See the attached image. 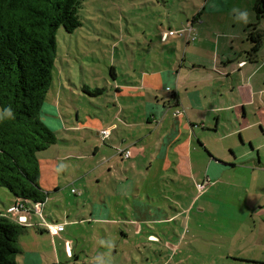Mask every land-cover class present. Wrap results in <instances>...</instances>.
<instances>
[{"label":"rangeland","instance_id":"rangeland-1","mask_svg":"<svg viewBox=\"0 0 264 264\" xmlns=\"http://www.w3.org/2000/svg\"><path fill=\"white\" fill-rule=\"evenodd\" d=\"M203 3L204 0H82L79 10L82 26L72 33L63 26L59 28L54 81L41 113L42 120L58 131L57 143L41 154L45 158H59L53 166L57 174L47 173L45 167L49 166L46 162L40 163L43 175L40 182L47 187L49 196L42 211H33L34 203L28 206L30 212L21 211L28 221L18 237L17 264H94L97 256L102 257L105 264L107 261L110 264L166 261L180 264V260L185 264H238L241 262H234L232 257H264V121L258 122L260 118L255 114L258 105L248 109L245 120L241 119V114L236 118L233 110L222 112L226 117L222 116L219 130H215V123L210 127L195 124L189 127L185 116H179L182 120L178 126L179 138L186 142L185 151L180 148L175 152L172 147L165 162L161 155L157 157V147L168 121L147 130L144 128L147 125L140 120L153 113L158 117L168 113L167 117L172 120L173 109L167 110L162 103V98L170 92L161 81L148 76L149 85H142L137 92L127 90L135 96L134 100L127 91L125 97L119 99L111 74L114 66L119 74L118 82L129 85L126 82H130V78L139 82L146 69L159 70L173 63L179 69V61L188 48L184 40L192 26V42L198 39L204 49L200 51V46L191 45L189 50L199 49L197 55L201 60L198 62L204 67L191 73L198 80L213 78L210 75L214 72L203 71L214 64V43H210L212 39L208 42L199 38L197 21L203 19L195 21L196 10ZM259 24L263 26L264 20ZM165 30H174L176 35L164 42L161 38ZM259 51L264 54V41ZM162 53L167 54L170 61L161 60ZM188 65L194 68L193 63ZM189 70L182 68L183 74ZM263 76L264 69L256 79ZM216 84L217 89H225L223 82ZM84 86L91 92H84ZM120 103L135 111L134 118L140 124L132 131L145 140L138 147L147 149L129 160L113 156L119 136L125 135L121 129L128 127L117 116ZM236 112L240 111L236 109ZM123 115L132 120L131 113L124 111ZM107 119L114 120L120 128L113 130L112 136L104 142L98 132L108 126ZM194 130L192 148L188 150V136ZM95 145L101 149V154L96 156L93 154ZM210 154L213 165L208 169ZM136 163L138 168L134 167ZM186 167L185 171L179 169ZM126 181L133 182L134 186L132 191L121 194ZM53 182L59 183L58 190L53 188ZM180 186L186 191L183 197L178 196ZM193 194H199L194 210L174 217L173 213L180 207L177 200L184 208ZM14 200L8 189L0 187L1 214L9 213L8 206L14 205ZM140 200L173 216L172 222L165 219L164 228L168 232L174 227L181 234L178 222L184 225L187 218L191 234L187 235L188 244L180 259L167 260L169 255L161 252V248L156 249L159 245L149 241L146 234L133 235L131 220L135 202ZM57 220H63L67 226L54 236L48 230V223ZM151 226L154 231H160V225ZM120 228L130 234V238L122 237L118 232ZM107 242H111L110 247L106 246ZM69 246L73 256L67 254ZM229 255L231 257H227Z\"/></svg>","mask_w":264,"mask_h":264},{"label":"crops","instance_id":"crops-1","mask_svg":"<svg viewBox=\"0 0 264 264\" xmlns=\"http://www.w3.org/2000/svg\"><path fill=\"white\" fill-rule=\"evenodd\" d=\"M257 1L258 0H204V3L201 4L196 10L195 21H197L196 19L200 17L203 19L201 23L197 21V25H199V32L197 31L199 38L208 42H210L212 39L210 43H214V53L216 56L213 61L214 64L212 65V67L205 68L206 70L203 71L205 73H208L209 71L214 72V75H210L213 76L214 79L208 76L204 80H198L195 75L191 73L192 70L204 67L203 64L198 62L199 60H201V58L198 57L197 52L199 51V49L200 51H203L204 49V47L200 45L198 39L194 42H189L186 39L184 40L183 38L188 48H186L183 54L184 58L182 59V61H179V69H177V64L175 63L163 65L159 67L160 69L158 68L159 70H157V68H151V70L146 69L142 71L139 82L136 79L130 78V82H126L129 84L127 85L124 84L123 81L118 82L117 78L119 77V74L117 73L115 68L116 74L113 77L114 86L116 88V93L119 99L125 97L124 92L127 90H134L135 92H137L142 85H149L146 82V78L148 76L155 77L156 81H161L163 87L166 88L168 92H170L168 96L162 98V103L165 107L168 108L167 110L171 111V109H173L174 117L172 120L167 117L168 113H165L162 116L160 114V117H158L156 113H153L145 115L143 118H141L142 120H140L143 125H147L144 127L147 130L152 129L153 125L158 126L159 122L160 124H164L166 121H168V123L165 124L167 127L164 136L158 138L159 143L157 147V157L161 155L165 162L167 161V159H169L167 156L169 150H172V147L175 152L180 148L182 149V151H185L183 147H186V142H181L179 138L180 132H178V126H180V124L182 123V120H179V116H185V119H187V121L189 122V127L193 124L197 126L199 125L210 127L213 125V123H215V130H219L220 124L222 123V116L224 115V117H226L225 114H222V112H225L226 110H233L236 118H239L241 114V119L245 120L248 117V109H253L256 107V105H258V111L255 112V114L260 118L258 122L261 123L262 120L264 121V76L262 77V79H256L258 73L264 69V54H260L259 51L258 60H251L248 57V51L252 48V42L249 38V26L256 24L259 29H264V24L263 26L262 24H259V21L261 19H258L254 9ZM233 7H237L242 10L246 9L249 13V23H235L233 21V17L230 15L231 9ZM213 17L217 19L214 20ZM197 33L195 31L196 35ZM191 45L198 48L200 46V48L197 49L196 52L194 50L190 51L189 48ZM223 45H225V47H223L222 49ZM166 55L162 53L161 56H163V58L161 60L166 59L167 61H170L171 58ZM158 59L160 58H154V60ZM176 59H178L177 56ZM242 61H245L244 65H240ZM191 63H193L194 68H191L188 65ZM184 66L190 69L188 72L186 71L185 74H183L182 71V68ZM131 72L133 73L134 71ZM218 82H223L224 84H222V87L225 89H217L216 83ZM174 94L178 95V104H174L176 100L174 99ZM129 96L134 100L135 96L133 94L129 93ZM157 99L159 100V98ZM118 108H120V110L118 111L117 116L119 117V119H121V122L125 123L128 127L126 129H121V131H124L125 135L119 136V142H117L118 144H116L115 148L116 153H113V156L117 155L124 160H129L132 159L136 153H145L147 149L144 147L140 149L138 147V145L140 143H144L145 140H142L140 136L132 131L135 126L140 124L139 122H137L138 120L134 118L135 111L129 110V108H125L123 105H121V103ZM236 109H238L240 112L237 113ZM178 110L182 111V113H180L179 115L176 114V111ZM124 111L131 113L130 116L132 117V120L128 118L129 116L123 115ZM106 123H108V126L106 127L105 125V127L102 129L111 128V134L113 130L119 131L120 125L114 120L110 121L107 119ZM47 125L51 129H54L52 124L47 123ZM77 128L79 130L81 129L79 127ZM54 130L56 131L57 129ZM174 130L178 133H174ZM98 134L102 136L101 131H99ZM111 134L109 138L112 136ZM195 134L196 132L194 130V132L189 134L188 136V150L192 148L191 146L194 141ZM109 138L107 137L106 139H104V142H107ZM176 140L179 143L176 144ZM154 144L157 146V140H155ZM126 148L132 149L133 152V155L128 159L124 158L118 153L120 149ZM41 154L42 152L39 156L40 163L43 164L46 162V164L49 166L45 167L46 172L50 173L51 175L53 172L57 174L56 168L53 166L57 164L55 160H58L59 158L50 156H47L45 158V156ZM93 154L94 156H96L97 154H101V149L99 146L95 145ZM155 158L156 157H154V159ZM211 158L212 157L210 155V159L207 163L208 169H210L211 165H213V160ZM132 163H134V161ZM149 165L152 166L153 162H150ZM138 166L139 165L137 163L134 165V167L136 168H138ZM164 168L169 169V167ZM179 169L180 171H185L187 167L184 169ZM189 171L191 170L189 169ZM42 178L43 175L41 173V180ZM129 182L130 181L123 182L125 185L123 184V187L120 189L121 194H127V192H129V190H131V188L134 186L133 182H131V184ZM120 184L121 183H119V185ZM52 185L56 190L60 188L58 182H53ZM41 186L44 189H47V187L43 183H41ZM48 188L52 189L51 187ZM178 189L180 190L178 196L183 197L186 195L184 187L180 186ZM198 196L199 194L191 195L189 203H187L184 208L182 206V202L180 200H177L180 206L179 208L181 209L178 208V212L176 214L174 212L173 216L176 217L178 213H180L178 214L179 216H181V214L187 215L188 212L194 210L197 204L196 202L198 200ZM10 206L11 205H9L8 208ZM135 206L136 210L134 211V218L131 220V229L133 235L142 236L143 234H146L149 241L159 245V248L156 249L161 248V252L169 255L167 260L171 258L180 259L179 255L183 250L185 251V247L188 244L187 235L188 233L191 234V228L187 225V218L184 225H181L180 221L178 222V225L182 227L181 234L174 227H171L172 232H168L167 229L164 228V223L166 222L165 219L169 222H172L173 220V216H168V211H164L162 209L156 210L154 206L145 204L144 202H142V200L135 202ZM174 220L178 221V219L176 218ZM198 221L199 220L197 219L196 223ZM48 224H63V231L67 226V223L63 220H57L56 222L52 221ZM153 224L160 225L159 232L154 231V228L151 226ZM161 224H163V227ZM39 226L40 225H38V227ZM39 228L44 230V228H42L41 226ZM119 231L121 232L122 237L130 238V234H128L124 229L120 228L118 232ZM59 233L60 231L51 234L56 236ZM67 243L69 242L67 241ZM67 250L68 255H74L71 246L67 247ZM227 257H231V255ZM232 259L234 260V262H241L238 264H264V257L261 258L253 256H240L232 257ZM135 261L136 260H133L134 263ZM165 263L168 264L167 261L162 262L161 264ZM180 264L185 263L180 260Z\"/></svg>","mask_w":264,"mask_h":264},{"label":"trees","instance_id":"trees-1","mask_svg":"<svg viewBox=\"0 0 264 264\" xmlns=\"http://www.w3.org/2000/svg\"><path fill=\"white\" fill-rule=\"evenodd\" d=\"M81 4L82 0H0V110L11 107L15 114L14 119L0 120V187L15 197L14 204H45L48 199L40 182L39 156L58 137L41 113L54 81L58 30L63 26L72 33L82 26ZM254 9L264 20V0ZM249 29L248 57L258 60L264 29L256 24ZM111 74H116L114 66ZM89 89L83 90L90 93ZM173 96L178 104V95ZM26 227L0 212V264H17L18 237Z\"/></svg>","mask_w":264,"mask_h":264},{"label":"built area","instance_id":"built-area-1","mask_svg":"<svg viewBox=\"0 0 264 264\" xmlns=\"http://www.w3.org/2000/svg\"><path fill=\"white\" fill-rule=\"evenodd\" d=\"M198 22H202L201 19H198ZM192 31H193V27L190 26V28L188 29V36H187V41H192L194 39V37L192 36ZM176 33L174 30H168L163 32L162 34V40L163 41H167L169 38L175 36ZM181 36L184 35V33H180ZM245 61H242L240 63V65H244ZM180 113H182V111L178 110L176 111V114L179 115ZM111 134V128H105L101 131V135L103 137V139H106L107 137H109ZM120 155H122L124 158L128 159L133 155L132 149H120L118 152ZM200 188H204V185H200ZM35 208L32 207L33 211H37L40 212L42 211V207L44 204L41 203H34ZM21 211H26V212H30L28 205L25 204L24 202H22L21 200H18L14 205H11L8 208V214L6 213L5 215L12 218L15 221H18L20 223H24L26 224V222L28 221V217L26 214L21 213ZM64 225L63 224H48V230L51 233H57L61 230H63Z\"/></svg>","mask_w":264,"mask_h":264},{"label":"clouds","instance_id":"clouds-1","mask_svg":"<svg viewBox=\"0 0 264 264\" xmlns=\"http://www.w3.org/2000/svg\"><path fill=\"white\" fill-rule=\"evenodd\" d=\"M230 15L233 17V21L238 24H247L249 23V13L248 11L242 10L237 7L231 9ZM15 114L11 107H7L3 110H0V120L4 119H14ZM106 246H111V242H107ZM94 264H105L102 257L97 256L94 258ZM106 264H110V261H107Z\"/></svg>","mask_w":264,"mask_h":264}]
</instances>
